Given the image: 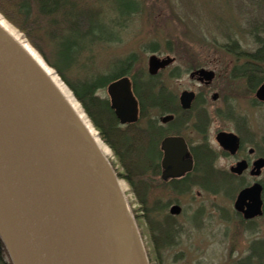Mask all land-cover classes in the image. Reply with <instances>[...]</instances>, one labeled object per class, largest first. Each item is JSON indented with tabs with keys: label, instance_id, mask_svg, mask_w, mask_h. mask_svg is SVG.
Listing matches in <instances>:
<instances>
[{
	"label": "water",
	"instance_id": "95a60500",
	"mask_svg": "<svg viewBox=\"0 0 264 264\" xmlns=\"http://www.w3.org/2000/svg\"><path fill=\"white\" fill-rule=\"evenodd\" d=\"M174 58L151 55L155 76ZM189 79L209 85L214 72L203 68ZM119 124H134L138 104L128 77L106 87ZM254 97L264 103V83ZM195 99L182 91L178 103L189 110ZM217 99L214 94L212 101ZM171 115L160 118L161 123ZM216 142L234 154L238 138L219 132ZM161 180L190 173L193 161L182 137L160 143ZM264 158L253 163L257 177ZM244 161L231 173L240 175ZM109 161L61 93L20 44L0 27V241L11 264H149L125 195ZM262 186L242 189L234 210L245 220L262 216ZM169 215L181 208L173 205Z\"/></svg>",
	"mask_w": 264,
	"mask_h": 264
},
{
	"label": "rangeland",
	"instance_id": "374dc122",
	"mask_svg": "<svg viewBox=\"0 0 264 264\" xmlns=\"http://www.w3.org/2000/svg\"><path fill=\"white\" fill-rule=\"evenodd\" d=\"M120 1L126 0H86L88 6L101 12L99 18L105 19V29L110 31L114 41L82 52L68 72L67 79L76 83L77 80L107 75L118 71L119 63L133 56L131 75L135 74L136 79L146 81L149 78V56L155 54L163 58L169 55L175 62L151 77L152 83L164 87L176 97V101L184 90L194 91L205 101L203 107L211 117L207 133L211 150L216 154L220 151L214 141L217 132L236 133V124L223 117L230 107L236 116L244 120L249 133L245 139V154L246 150L254 149L257 155L264 156V104L255 101L254 94L248 92L242 80L231 78L233 68L246 61L244 54L247 56L256 48L251 31L264 21L260 6L254 0H135L140 6L139 13L121 29L110 23L111 19L117 17L116 9ZM43 24L42 30L32 31L31 34L48 54L53 44L46 39ZM11 26L28 41L17 28ZM152 45L158 48L157 53L151 52ZM198 68L215 72V79L208 89L198 87L188 77L192 70ZM174 70L179 73L178 78L170 77ZM214 94L218 96L216 101L211 100ZM96 96L108 101L106 87L99 89ZM216 112L220 117L215 116ZM194 114L191 112L186 117L193 120ZM189 124H185L187 127L183 137L188 144L194 145L200 138L188 127ZM107 159L114 171L118 172L111 151ZM233 163V158L219 156L214 164L216 170L226 173ZM154 179L156 187H151L152 195H146L147 206L150 208L154 201H159L165 207L164 214H168L172 205H178L182 211L181 215L175 217V229L180 233L178 244L171 248H160L156 253L151 240L155 232L140 221L137 228L151 264H156V260L159 264H235L250 253L253 241H264V217L244 224L233 210L239 189L232 197L222 193H205L197 187H192L188 193L177 194L171 186L161 185L158 177ZM120 181L125 186L123 193L131 212L134 216H140L142 207L133 189L124 180ZM260 181L264 183V171ZM144 188L149 189V184ZM143 213L147 215L146 211ZM164 214H154L155 218L152 217L162 222ZM8 263L6 255L1 253L0 264Z\"/></svg>",
	"mask_w": 264,
	"mask_h": 264
},
{
	"label": "trees",
	"instance_id": "16d2710c",
	"mask_svg": "<svg viewBox=\"0 0 264 264\" xmlns=\"http://www.w3.org/2000/svg\"><path fill=\"white\" fill-rule=\"evenodd\" d=\"M254 1L260 6L264 18V0ZM139 10V3L135 0L120 1L116 9L117 17L111 19L110 23L123 29ZM0 14L27 38L31 46L71 90L100 140L112 152L119 168L118 172L115 171L117 177L133 189L142 207L140 216L133 215L137 227L142 220L145 226L155 232L151 238L155 253L160 248L177 245V238L180 235L179 230L175 229V217L164 214L165 207L159 201H154L149 208L146 198L147 193L152 195L151 187H156L153 183L154 178H157L160 172L159 143L164 136L179 133L177 123L189 122L188 127L201 140L199 144L190 148L193 170L182 179L170 183L159 180V183L171 186L177 194L188 193L192 187H197L205 193L213 195L222 193L227 197H232L240 187V183L232 182L228 174L214 170L218 154L207 145L211 117L203 107L205 101L199 95L189 111H181L176 97L164 87L153 84L151 77L144 81L136 79L135 74L131 75L133 56L119 63L118 71L107 75H99L84 81L77 80L76 83H71L67 79L68 72L82 52L98 44L114 41L110 31L105 29L107 27L105 19L99 18L101 12L95 7L88 6L86 0H0ZM40 20L45 23H40ZM42 24L46 27V39L53 44L48 54L42 50L31 34L32 31L42 30ZM251 35L256 48L251 54L247 56L244 54L246 61L233 68L231 78L242 80L248 92L254 93L264 82V21L254 26ZM150 50L152 53L158 52L155 45H152ZM122 76L130 77L132 91L139 105L138 123L123 128L119 126L109 102L96 96L99 89ZM170 77L178 78L179 73L174 70ZM191 112L195 113L194 118L188 120L189 117L186 116ZM167 114L174 116L173 121L167 126L158 125L157 117ZM215 116L220 117V114L216 112ZM223 117L226 120L231 119L226 115ZM147 183L150 190L144 188ZM143 211H146L147 215ZM154 214H164L162 222L155 221ZM1 253L6 255L0 241ZM155 263L159 264L158 260ZM235 264H264V241H253L250 253Z\"/></svg>",
	"mask_w": 264,
	"mask_h": 264
},
{
	"label": "flooded vegetation",
	"instance_id": "af4514ba",
	"mask_svg": "<svg viewBox=\"0 0 264 264\" xmlns=\"http://www.w3.org/2000/svg\"><path fill=\"white\" fill-rule=\"evenodd\" d=\"M211 84H209V85H198L197 84V86L198 87H201L202 86L203 88L208 89V87ZM217 98H218V96H217ZM224 115L229 116L231 118L228 121H233L236 124V127H235L236 133H234V132H227V133H232L233 135H235L238 138V147H237V150L235 151L234 154H230L229 152L223 150L218 145V143L216 142V135L219 132H223V131H219L214 136V141L216 142L217 146L220 148V151L217 154L219 156H222V157L224 156V157H230V158H233L234 159L233 165H231L228 168V171L226 172V174H228L232 178L231 179L232 182H235V183H238V184L240 183V187L238 188L239 191L241 189L248 188V187L252 186L255 183H258V184H260L262 186V203H263L262 210H263L264 209V198H263L264 183L262 181H260V178H261V176L263 174L264 167L261 169L260 174L257 177L253 176L251 174V171H252V168H253V163L256 160L260 159V158H264V156L257 155L254 149H248V150H246V154H245V143H246L245 139H246V137L248 136L249 133H248V130H246V126H245L244 120H242L241 118H239L238 116H236L235 113H234V111L230 107L228 109V112H226ZM173 119L174 118H172V120H170V121H168L166 123H161L160 117H157V123L160 126H167L170 122L173 121ZM176 127L179 130V133L178 134H169V135H166V136H164L161 139V141L164 138L170 137V136H179V137H182L184 139L186 145H187V148L189 150V154H190V156L192 158L191 151H190L191 149L190 148H191V146H195V145L199 144L201 140L197 144H194V145L193 144H188L187 141L185 140V138L183 137V133L185 132V129H186L185 123L179 122V123L176 124ZM161 141H160V143H161ZM160 143H159V150H160ZM207 145H208V135H207ZM208 147H209V145H208ZM212 151L216 153V151H214V150H212ZM218 157H217V159H218ZM161 158H162V153H161V157H160V161H159L160 172H159L158 178H160L161 172H162V169H161V166H160ZM192 160H193V158H192ZM242 161H244L246 163L247 168L240 175L231 173V169L233 167H235L237 163L242 162ZM214 170H216L215 169V164H214ZM216 171H218V170H216ZM178 179H168L167 181L170 183V182L175 181V180H178ZM239 216L241 217V215H239ZM241 219H242V222L244 224H251L254 220H256V219L244 220L242 217H241Z\"/></svg>",
	"mask_w": 264,
	"mask_h": 264
},
{
	"label": "bare ground",
	"instance_id": "6f19581e",
	"mask_svg": "<svg viewBox=\"0 0 264 264\" xmlns=\"http://www.w3.org/2000/svg\"><path fill=\"white\" fill-rule=\"evenodd\" d=\"M0 27L15 40L18 44L22 46L25 52L37 63V65L43 70L45 75L61 93L63 98L67 101L69 106L72 108L73 112L77 115L80 121L85 125L93 139L95 140L97 146L107 158L110 155L109 148L100 140L97 132L93 128L91 122L83 111L81 105L75 99L71 90L66 86V84L61 80V78L56 74V72L49 67L41 55L26 41L11 25H9L1 16H0ZM120 188L122 192L125 191V186L120 182Z\"/></svg>",
	"mask_w": 264,
	"mask_h": 264
}]
</instances>
